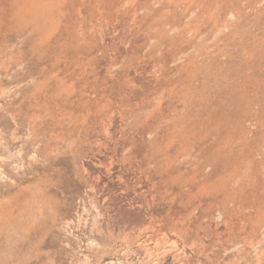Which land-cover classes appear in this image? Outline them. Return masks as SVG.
I'll use <instances>...</instances> for the list:
<instances>
[{"label": "rangeland", "instance_id": "rangeland-1", "mask_svg": "<svg viewBox=\"0 0 264 264\" xmlns=\"http://www.w3.org/2000/svg\"><path fill=\"white\" fill-rule=\"evenodd\" d=\"M0 264H264V0H0Z\"/></svg>", "mask_w": 264, "mask_h": 264}]
</instances>
